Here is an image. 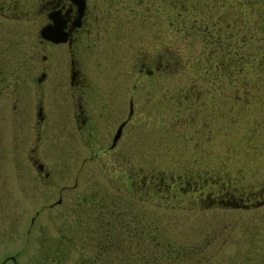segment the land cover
<instances>
[{"label":"rangeland","instance_id":"374dc122","mask_svg":"<svg viewBox=\"0 0 264 264\" xmlns=\"http://www.w3.org/2000/svg\"><path fill=\"white\" fill-rule=\"evenodd\" d=\"M23 1L0 0V256L15 254L17 264H264V1H97L85 95V83L116 81L125 118L135 91L109 150L107 132L118 123L100 114L104 101L82 94L94 112L82 124L68 74L33 85L23 54L35 48L34 29L16 18ZM183 8L198 29L190 19L183 26ZM204 9L226 25L241 63L209 51ZM143 60L163 66L142 73Z\"/></svg>","mask_w":264,"mask_h":264},{"label":"flooded vegetation","instance_id":"af4514ba","mask_svg":"<svg viewBox=\"0 0 264 264\" xmlns=\"http://www.w3.org/2000/svg\"><path fill=\"white\" fill-rule=\"evenodd\" d=\"M83 5H78V1L75 0H24L22 3L23 9L19 10L18 15L19 20L23 22H28L27 25L34 29L33 35L35 37V48L31 51L25 50L23 54V63L25 62L26 72L35 73L36 78H33V85L36 89H43L44 83L47 81L50 75L54 76L55 81L58 84V80L61 75H69V83L71 86V97L75 105L72 115L75 120H79L82 124L88 123L94 120L93 109L89 105L80 102L78 99L85 95L84 80H86V75L90 71V66L88 64L83 66L84 62L88 63L89 53L87 50L91 47L92 41L89 39L90 31L92 27L96 26L99 21V15L95 13V3L99 0H82ZM92 1V2H91ZM20 9V8H19ZM25 16V18H23ZM44 27H49L47 31L51 34V37H62L63 40L55 41L51 38H47L42 35L41 30ZM36 28V29H35ZM32 35V32H31ZM33 45V44H31ZM24 56L27 60L25 61ZM144 63H140L138 70L140 72H145L146 74L152 73L154 68L161 69L163 62L157 61L153 63L155 67L146 66V60ZM121 70V69H117ZM63 76L61 77V79ZM105 78V77H104ZM106 79V78H105ZM115 79V77L113 78ZM108 80V79H107ZM91 86L89 89L87 102H92L94 96L98 97L100 101H104L100 107L101 115L105 116V121L112 124L118 123L115 131L108 130L107 134H111L112 146H107V150L116 147L118 140L122 136V131L120 136L117 138L115 143H113V136L116 129L120 123H128L132 116L134 102L132 92L128 97V110L125 118H122L123 107L120 106V102L124 100V89L116 81L110 83L109 81L102 82L98 87H94V83H85ZM31 85V83L29 84ZM96 85V84H95ZM93 92H91V91ZM95 99V98H94ZM108 103H107V102ZM77 102V104H76ZM94 108V107H93ZM77 109V110H76ZM36 117L38 121H42L44 118V111L42 105H39L36 109ZM103 119V120H104ZM20 158L24 161L26 159V152H18ZM23 166L25 164L22 162L19 164V174L23 176L22 172ZM40 169H43L42 164H38ZM47 175V173H46ZM214 201L227 203L236 202V198L229 195H216L211 196ZM17 256L11 253H4L0 256V264H17Z\"/></svg>","mask_w":264,"mask_h":264},{"label":"trees","instance_id":"16d2710c","mask_svg":"<svg viewBox=\"0 0 264 264\" xmlns=\"http://www.w3.org/2000/svg\"><path fill=\"white\" fill-rule=\"evenodd\" d=\"M263 1L264 0H259L258 4H261ZM183 9L186 14V17L184 18L185 21L183 22V26H186L187 20L190 19L189 21L193 23L192 25L193 29L194 28L198 29L199 24H197L195 20L196 18H194L195 14L191 15L190 13L187 12V10H185V8ZM202 13H203L204 24H200V25H202V30L205 33L204 42H206L207 45H210L209 51L210 52L219 51L220 55H225V53H227L226 57H229L232 59L234 58L236 59L235 61H237L238 63H241L243 55L237 54L238 52L237 47L235 46L229 47V42H227V38L225 39L224 37L226 25L221 23L219 20L215 18L213 19L210 17L208 18V15L206 14L205 9L202 11ZM261 15H264V13H261ZM205 16L207 19L204 18ZM221 30H223V32ZM261 47L264 48V44ZM222 58L223 57L220 56V59ZM243 68L244 66L238 65L237 70L239 71V69H243Z\"/></svg>","mask_w":264,"mask_h":264},{"label":"water","instance_id":"95a60500","mask_svg":"<svg viewBox=\"0 0 264 264\" xmlns=\"http://www.w3.org/2000/svg\"><path fill=\"white\" fill-rule=\"evenodd\" d=\"M75 1H78V5H83V1L82 0H75ZM47 29L49 30V27H44L41 32H42V35L47 37V38H51L55 41H60V40H63L64 38L62 37H51V34L47 31ZM125 123L122 122L120 123V125L118 126L116 132L114 133V136H113V143H115V141L117 140V138L120 136L121 134V131H122V127Z\"/></svg>","mask_w":264,"mask_h":264}]
</instances>
